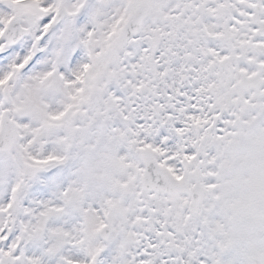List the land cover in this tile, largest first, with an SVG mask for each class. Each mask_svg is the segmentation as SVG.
<instances>
[{"label": "snow or ice", "instance_id": "snow-or-ice-1", "mask_svg": "<svg viewBox=\"0 0 264 264\" xmlns=\"http://www.w3.org/2000/svg\"><path fill=\"white\" fill-rule=\"evenodd\" d=\"M0 264H264V0H0Z\"/></svg>", "mask_w": 264, "mask_h": 264}]
</instances>
